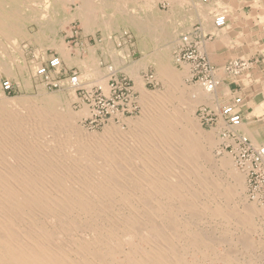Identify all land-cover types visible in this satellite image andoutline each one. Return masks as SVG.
<instances>
[{"label": "bare ground", "instance_id": "bare-ground-1", "mask_svg": "<svg viewBox=\"0 0 264 264\" xmlns=\"http://www.w3.org/2000/svg\"><path fill=\"white\" fill-rule=\"evenodd\" d=\"M64 1L67 0H0L2 73L12 75V65L18 58V41L28 37L24 28L31 23L36 25L37 31L28 39L33 38L36 42L46 39L47 46L59 52L61 61L68 58L63 55L67 49L57 45L52 34ZM89 1L83 2L82 11L77 10L72 15L79 18L80 26L87 32L98 29L108 34L118 28L115 27V18L118 17L134 34L140 37L149 35L154 41L158 36H153L154 33L170 39L169 30L178 28L169 25V14H155L154 0ZM189 3L197 12L200 23L207 22L215 10L213 6L175 0L170 12ZM135 6L138 13L132 8ZM89 8L101 10L102 18L93 17ZM220 15L223 14L215 17ZM202 44L210 46L207 41ZM4 48L12 53L10 61L2 59L6 52ZM89 52L90 57L84 63L97 65L92 50ZM144 58L141 59L144 63L151 62ZM164 59L157 55L152 63L167 90L148 92L143 87V79L135 76L134 89L139 93L140 116L120 117L117 124L109 121L101 134H87L76 125L77 119L81 121L88 115L86 105L79 114L65 116L66 113L59 112L58 100L53 94L42 95L40 104L33 103L30 98L24 100L23 97H28L24 95L16 110H9L7 100L0 97V264L247 262L228 252L231 250L229 246L228 249L221 246L226 252L215 254L214 247L223 242L216 241L219 237L213 232L216 239L211 238L207 230L211 228L225 235L232 234V231H239L240 235L241 228H247L246 231L243 229L244 234L249 229L261 231L254 220L258 217L264 222V207L258 206L255 200L240 208L231 206L230 203L243 190L244 176L234 168L228 154L217 160L210 155L217 132L223 126L219 124L213 132H201L191 114L197 103H212L226 90L215 86L208 92L201 85L191 91L185 90L182 79L187 74L182 70L181 73L173 71ZM141 61L131 64L129 70L135 71ZM224 66L220 67L222 70H214L216 85L219 72H226ZM105 72V79L96 83L103 89L109 79L116 76L113 67H107ZM69 88L75 90L74 86ZM235 99L240 100L238 108H241V98ZM222 108H218V113ZM252 114L263 116L264 103L259 104ZM242 122L232 128L225 125L224 129L231 134L239 130L243 135H233L253 139ZM122 125L127 130H122ZM88 135H99V138L92 140ZM236 203L239 202H234V206ZM239 237H234L233 244L241 247L240 250L251 249L248 240ZM190 255L201 258L197 260L195 256L189 260Z\"/></svg>", "mask_w": 264, "mask_h": 264}, {"label": "rangeland", "instance_id": "rangeland-1", "mask_svg": "<svg viewBox=\"0 0 264 264\" xmlns=\"http://www.w3.org/2000/svg\"><path fill=\"white\" fill-rule=\"evenodd\" d=\"M91 1H93V0H90L89 2H91ZM173 1L175 2V0H172L170 2L169 10L171 9V4H172ZM83 2H86V0H71V1L67 0V1H64V3L59 8V13H58V16H57L58 20L54 24V28L52 29V34L54 35V39L56 40V44L59 45V46L61 45L65 49H67V50L63 51V55L68 57V55H69V53H71V51L74 53L75 52V44H77V45L82 44V40L88 42V45L90 47L89 49H92V47H94V45H96V44L98 45L101 42L106 41L108 43L109 42L110 43H114V47L116 49L115 53H118V55L120 57L121 56L128 57L130 63L137 61V58H138L137 55H135V56L133 55V57H130V55H128V53H126V55H124L123 50H126V48L124 46H126V43L130 44L132 42V40H133L132 37H136L137 40L140 39L141 41L145 42L146 38L148 39V37H150V36L147 35V36H143V37L141 36L140 37V35L138 36V34H134L128 27H124L122 25V21H121L120 17H118L117 19L115 18V24H116L115 27H118V28L117 29H113L108 34H106V33L103 34L101 32V30H98V29H95L93 31L89 30L87 32L86 30L82 29V27L80 26L81 23H80L79 18L75 17V16L74 17L72 16V15H74L77 12V10H78V12L83 10L81 8ZM154 2H155V4L153 5L154 6L153 7V11L155 12V14H158L159 16H164L165 14H167V12L164 11L166 9H163L161 7L158 8V6H157L158 0H154ZM132 8H133L135 13H138L137 6L132 7ZM88 11H91V13H93L92 14L93 17H95L97 19L102 18L101 16H103L100 13L101 10H99L98 8H89ZM64 21H66V22H64ZM27 26L28 27L24 28V30L26 31V34H27L28 37L26 39L24 38V39L18 41V44H17V51H18L17 52V55H18L17 57L18 58L16 59L17 61L15 60L14 64L12 65V68H13L11 70V74L12 75L11 76H7L6 74H4V73H2L0 71V76H1L0 77V97L5 99V100H7L6 101V106H7V108L9 110H16L18 108V104L17 103H19V101L22 99V97L24 95L28 96V97H23L24 100H25V98L26 99L30 98L29 100L33 101V103L35 102L36 104H40V103H42L41 102L42 95H45V93H47L46 94L47 96H50V95L53 94V96H55L57 98V100H58L57 108H58L59 112L62 115H65V113H66L65 116H70V115H72L74 113H75L74 115L79 114L78 112H79L80 109H82V107L79 106L78 99L76 97H79L80 91L85 90V89H87L86 91H89V87H90V89H92V88H95V87L98 86V84H96L97 82H93L94 83L93 84V83H89V82L84 81L88 77V66H86V68L83 69V71H81V73L83 72L82 73L83 76H81L82 74H79L76 69L63 68L62 65H61V70H57V71L50 70L48 72V74L46 75V78L37 76L36 73H35L37 71V69H39L41 67H46L48 59L52 55H57L59 57V52L57 53V50L55 48L48 47L47 44H46V39H43L40 42H36L33 38L28 39L31 35H33L37 31V28H36V25L34 23L28 24ZM174 28H177V26L176 27L174 26ZM177 30L176 31L169 30L170 31L169 32L170 39L167 38V37L160 38V35H161L160 33H158V32L154 33L153 36H157V35L158 36H157V38H155V41H154V39H152L150 37V39L153 40L152 44L154 45L152 47L153 49L150 48V51L152 53H156V56L157 55H160V56L162 55L165 58L164 60L167 61V63L169 64V67L173 71L181 73V70H182L183 73H186L187 76H184V78L182 79L183 80L182 83H183V86H184L185 90L187 89V90L191 91L193 88H200V85H197L194 82L195 80L194 81L192 80V78H191L192 74L190 72L189 65L187 66V64H184L182 62L179 63L176 60V55L179 53V50H180V46H178L179 39H180V37L182 35L187 34L185 32L188 31V30H186V31H179V30L177 31ZM164 31H165V29H164ZM164 31L160 30L159 32H163L164 33ZM166 35H167V32H166ZM48 38L52 39V36L48 35ZM205 41H207V40H205ZM80 48H82V46ZM156 48H157V50H156ZM145 50L148 51L149 49H145ZM141 51H143V50H141ZM4 52L5 53H4V56L2 57V59L6 60V61H10V59H12V53L10 52L9 49H6V48H4ZM19 55H20V57H19ZM71 56L75 57L74 54L71 55ZM76 57H79V56H76ZM0 58H1V56H0ZM141 58H140L139 61H141ZM71 59H72L71 57L70 58L68 57V60H70L69 61L70 63L69 64L67 63L68 67H69V65H71ZM13 61H11L10 63H12ZM82 64L83 63H81V65ZM14 65L15 66L17 65V66L15 67ZM36 67H37V69H36ZM107 67H112V65L111 66H107ZM113 68L116 69L115 66H113ZM224 68H225V66H224ZM153 69H154V71L150 70L148 72V74L151 73L152 77H154L155 86L151 87L150 85L147 86L146 83L144 84L145 79L143 78V76H141V78L143 79L142 81H143L144 89L145 90L147 89L148 92H163V91L167 90V85H164L162 80L158 77V74H157L158 71L156 70V67L154 65H153ZM245 70L241 71V73H240L241 76L245 73ZM32 71H34V73ZM219 71L220 70H218L217 73ZM71 73H75L77 75V78L80 80V82L78 80L79 85H78V87H76L75 90L69 88L71 84H70V82L68 80V76ZM225 73L231 76V74H229L228 72H225ZM225 73L223 71H220L219 75L222 74L221 76L225 77ZM240 74H238V76H235V77H239ZM219 75H218L219 79L217 80L218 85H216V86H219V83H220V80H221V76H219ZM115 78H117L118 80H126V81L130 82L131 84H135L133 78L130 77V76H120L119 75V76H117ZM4 82H9L11 84V89L9 91H4L3 88H1L2 87L1 85ZM86 84L87 85L89 84V85L86 86ZM72 91L74 93H72ZM136 92H137L138 99H139V93H138V91H136ZM223 94H222L221 98L222 97H224V98L222 100L220 98L218 100V103H216V101H212V103H209V102L208 103H205V102L197 103L195 105V108L191 112V114L193 116V117L192 116L191 117L195 120V122H197L201 132H213V131H215V129L217 128V126L219 124H221L223 126V128H221L220 132H217V136L215 137L216 143H215V145L213 147H211L210 155H211V157L214 160H217V158L218 159L221 158L222 155L228 154V156L232 160L234 168L237 170V172L243 174V176H244V179H243V190H242L241 193H239V196H237L233 200V202L230 203L231 206L236 207V208H240V207H242L244 205V203L245 204L252 203L254 198H251L249 196V192H248V183H249L248 180H249V178L247 177V175H245L246 174L245 171L243 169H240L236 165V163L234 161V158L232 156L233 154L230 152V147L231 146H228V145H229V143H231V139L228 140V141H230L229 143L224 141V140H226L227 137L225 135V138H223V134L229 133V132L224 129L225 125L223 124V122H221V120H220V122L218 120L217 124L213 125V127H209L208 125L204 124V122H202L199 119L200 117L198 116L199 110L203 109V108L209 110L210 113H212L213 115H217L218 110L220 108H222V106H225L229 102L230 103L233 102L234 98H238V97L241 98V95L240 94L238 95L236 93L234 95L233 94L228 95L227 90H226V93L224 92ZM232 96L234 97L233 100L231 99ZM8 103H10V104H8ZM207 104H210V105H207ZM216 105H217V107L219 109L216 107ZM241 106L243 107V104ZM139 110H140V106H139ZM76 111H77V113H76ZM139 112H138V114H136L134 116L135 117L136 116L139 117L140 116ZM134 116H129V117L131 118V117H134ZM129 117H126V118H129ZM262 117L263 116H256L255 119L257 118L259 120ZM85 119H86V117L81 119V121L77 119L76 122H75L76 125L78 124L77 126L83 132H85L87 134H92L91 132L96 133V134H99V133L101 134L102 133L103 126L100 127V128L99 127L95 128V129L89 128V127L86 126L87 123H86V125L84 123ZM110 121H113V120H110ZM113 122H115L117 124L119 122V119L118 120H114ZM245 123L246 122H244V121L242 122V124H244V125H245ZM121 128H122V130H127V127L125 125H122ZM232 132L235 135H239V136L243 135L241 133V131H239V130H237V131L234 130ZM229 134H231V133H229ZM88 136L93 138L92 140H96V139L99 138V135H88ZM246 137L249 139V141H250V143H252V145L257 146V147H261V146H259L261 144L256 143L254 140H252L250 138V136L249 137L246 136ZM227 146H228V148L226 149L225 147H227ZM221 177H224V176L222 175ZM244 187H245V190H244ZM240 195H241V197H240ZM234 202H239V203H236L235 206H234ZM256 204L258 206H263L264 207V203L260 202L259 200H257ZM254 223H255V225H257V227L258 226L260 227L261 231L255 230L256 231V233H255V231H253V229L252 230L249 229L244 234V230L246 231L247 228L246 229L243 228L244 230L241 228L240 229V235H239V231H237L235 233L232 231V234L225 235V234H221V232H218L217 230H212L211 228L210 229L212 231L210 229L207 230L208 231L207 233H209V231H210L209 235H210L211 238L215 237L217 235L216 237H219V238L216 239V237H215L216 241L218 240L220 242L221 241L223 242L222 244H217L214 247L216 249V250L214 249V251H217V252H215V254H220V253L222 254V253L226 252V249H228V246H229L231 250H227V251L230 252V253L236 254L237 255V259L239 258V260H246L247 262L245 264H250V263L251 264H255L256 262H257L256 264H264V245H263L264 244V222L262 223V219L260 220V218L257 217V218H255ZM241 231L243 233V236L241 235L242 234ZM212 232H213V234L215 236L212 235ZM236 233H238V234H236ZM246 235H247V237H246ZM231 236H233V237L231 238ZM223 237H225V238H223ZM234 237H239V238L244 237V238H246V241L248 240L247 243L249 242V245L252 246L251 249L249 248V249H246V250H244V249L240 250L241 247L239 248V247H237L236 245L233 244V239L236 240V238H234ZM223 240H225V242ZM226 242H228L229 245H227L228 243L226 244ZM230 243H231V245H230ZM259 244H262L263 246L259 245ZM258 245L261 246V247L259 248ZM221 246H223L224 248H226V246H227V248L224 250V248L221 247ZM232 248H233V251H232ZM237 249H238V252H237ZM256 249H257V251H256ZM239 254H242V256L240 257ZM191 256L192 255H190V257H188L189 260H192L193 257H195V256H196V259L198 258L197 260H199L201 258L199 255L198 256L195 255L193 257H191ZM248 256H249V258H248ZM250 256H252L254 258H252V257L250 258ZM244 257H246L248 260L246 258H244ZM251 260H253V261H251ZM203 264H212V263H210V261H205ZM213 264H222V263L221 262H216V263H213Z\"/></svg>", "mask_w": 264, "mask_h": 264}, {"label": "crops", "instance_id": "crops-1", "mask_svg": "<svg viewBox=\"0 0 264 264\" xmlns=\"http://www.w3.org/2000/svg\"><path fill=\"white\" fill-rule=\"evenodd\" d=\"M189 1L204 5L206 7L213 6L212 8L215 10H212L207 22L200 23L198 22L199 19L197 18V12L191 9L192 7L190 3L179 6V8L174 9L172 13L170 12L171 9L169 10L168 7L164 11L170 12L167 13L171 16L169 25L172 24L173 26H177L179 31L188 30L185 33H188L194 27L198 26L200 28L201 34L204 37L209 36V40H207V42L210 46L205 45V47L202 46V48L206 57L210 63L216 67V69H219L224 64L226 65L228 62L234 60H241L249 63V67L245 70V73L242 76L243 78L240 77L241 75L239 77H233L225 73V77L221 76L219 86L224 87V89L227 90L228 95H234L235 93L241 95L243 107L241 106L240 110L242 120L246 122L245 127L247 128L249 134L253 136V139L252 137L251 139L256 143L261 144V147H264V115L258 120L257 118L255 119L256 116L252 114L254 109L259 104L264 103V0H209L208 2H202L201 0ZM157 6L160 8L159 2L157 3ZM220 13L225 15L226 25L222 27V29H217L213 26V19ZM132 39L133 40L130 44L126 43V46H124L126 48V50L123 51L124 55H126V53H129L128 55H130V57L137 55V61H139L141 57H145L144 60L148 58L151 62L144 63L145 61H141L143 64L140 62L141 66L138 65V68L136 67L133 73L129 70V67L134 62L130 63L128 57H120L118 54H116V49L113 46L114 43L110 45L108 42L103 41L98 45H94V47L91 49L92 57L95 58L98 64L96 65L93 62L94 65L91 64L88 66V77L84 81L93 83L104 80L106 76L105 68L111 65L112 67H116V69L114 68L116 70L115 77L119 75L130 76L132 78L135 76L141 77L150 70L154 71L152 60L155 59L156 54L150 51V48L154 46L152 44L153 40H151L150 37H148L145 42L141 41L140 39L137 40L136 37H132ZM211 45L213 47H211ZM81 46L82 48H80ZM89 48L88 42L84 40H82V44L80 45L75 44V52L73 53L71 51V53L68 55L69 58H72L71 65L68 67L70 60H68L66 56L67 59L61 61L63 68L76 69L78 73L81 74V71H83V69H85L87 66V63H84L85 60L90 57ZM145 49L149 50L146 51ZM70 54H74L75 57L71 56ZM222 59L224 60L222 61ZM82 62L83 65H81ZM249 80L250 82H248ZM221 96L222 95L215 99L216 103H218V100L221 98ZM223 98L224 97H222L221 100ZM232 98L234 97L232 96L231 99Z\"/></svg>", "mask_w": 264, "mask_h": 264}, {"label": "built area", "instance_id": "built-area-1", "mask_svg": "<svg viewBox=\"0 0 264 264\" xmlns=\"http://www.w3.org/2000/svg\"><path fill=\"white\" fill-rule=\"evenodd\" d=\"M208 2L209 0H201ZM161 8L169 7V0H160ZM226 24V19L223 15L214 18V27L220 29ZM209 36L204 37L201 34L198 26L194 27L187 34L182 35L179 39V53L176 55V60L179 63L189 65L192 74V80L201 85L205 90L210 92L216 86L214 79L215 68L209 63L203 48L202 42L208 40ZM61 60L57 55H52L47 62L46 67L37 69L36 75L45 77L50 70H61ZM249 67V63L241 60L230 61L225 65V70L229 74L238 75L242 70ZM146 85L154 87L152 74L143 76ZM71 86L75 89L78 87V79L75 73L68 76ZM133 85V86H132ZM4 91L11 89L9 82L2 83ZM80 88V87H79ZM78 89V88H77ZM82 90L79 93V106H87L88 115L85 119L87 127L95 129L107 124L110 120H118L129 116H134L139 112L138 95L134 89V84L126 80H118L115 77L109 79L105 89L97 86L89 89L90 91ZM239 99L233 100L230 105L223 107L217 115H213L209 110L203 108L199 110V119L209 127L216 125L218 120H223L227 128L237 127L242 122L241 110L238 108ZM203 124V123H202ZM231 139L230 152L233 154L236 165L246 172L248 180V192L253 200L264 203V147L255 148L246 138L234 136L233 134L225 133L223 138ZM225 147L226 149L228 148Z\"/></svg>", "mask_w": 264, "mask_h": 264}]
</instances>
